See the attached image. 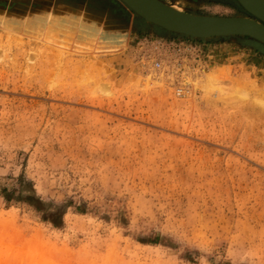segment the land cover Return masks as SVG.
<instances>
[{
  "label": "rangeland",
  "instance_id": "1",
  "mask_svg": "<svg viewBox=\"0 0 264 264\" xmlns=\"http://www.w3.org/2000/svg\"><path fill=\"white\" fill-rule=\"evenodd\" d=\"M0 264H264V45L0 0Z\"/></svg>",
  "mask_w": 264,
  "mask_h": 264
},
{
  "label": "water",
  "instance_id": "2",
  "mask_svg": "<svg viewBox=\"0 0 264 264\" xmlns=\"http://www.w3.org/2000/svg\"><path fill=\"white\" fill-rule=\"evenodd\" d=\"M136 21L178 36L210 38L248 36L264 45V0H237L249 16H220L192 13L171 7L161 0H119Z\"/></svg>",
  "mask_w": 264,
  "mask_h": 264
},
{
  "label": "trees",
  "instance_id": "3",
  "mask_svg": "<svg viewBox=\"0 0 264 264\" xmlns=\"http://www.w3.org/2000/svg\"><path fill=\"white\" fill-rule=\"evenodd\" d=\"M5 197H6V199H8V196H5ZM22 199L29 202V203H32V201H35V203H37V204L40 203V200L38 198H36L33 194H25Z\"/></svg>",
  "mask_w": 264,
  "mask_h": 264
},
{
  "label": "flooded vegetation",
  "instance_id": "4",
  "mask_svg": "<svg viewBox=\"0 0 264 264\" xmlns=\"http://www.w3.org/2000/svg\"><path fill=\"white\" fill-rule=\"evenodd\" d=\"M218 1H219V2H220V1H221V2H223V1L231 2L232 4H234L233 6L239 8V9L241 10V14H242V16H249V17H251V15H250L248 12H246V11L243 9V7L240 6L235 0H218Z\"/></svg>",
  "mask_w": 264,
  "mask_h": 264
},
{
  "label": "crops",
  "instance_id": "5",
  "mask_svg": "<svg viewBox=\"0 0 264 264\" xmlns=\"http://www.w3.org/2000/svg\"><path fill=\"white\" fill-rule=\"evenodd\" d=\"M222 4H225V5H229V6H233L234 4H232L231 2H228V1H223V2H221ZM217 7H219L218 5H216ZM220 6H222V5H220ZM203 14H210V15H217V14H215V13H203ZM221 16V15H220ZM223 16V15H222Z\"/></svg>",
  "mask_w": 264,
  "mask_h": 264
},
{
  "label": "built area",
  "instance_id": "6",
  "mask_svg": "<svg viewBox=\"0 0 264 264\" xmlns=\"http://www.w3.org/2000/svg\"><path fill=\"white\" fill-rule=\"evenodd\" d=\"M154 66H159V62H155L154 63ZM181 92H182V87H179L178 89H177V94H181Z\"/></svg>",
  "mask_w": 264,
  "mask_h": 264
},
{
  "label": "bare ground",
  "instance_id": "7",
  "mask_svg": "<svg viewBox=\"0 0 264 264\" xmlns=\"http://www.w3.org/2000/svg\"><path fill=\"white\" fill-rule=\"evenodd\" d=\"M31 52H32V51H31ZM31 52L29 51V53L31 54V55H30V59H31L32 56H33ZM29 53H27V55H28ZM28 58H29V57H28ZM34 60H35V59H34ZM103 85H104V84H102V86H103ZM105 88H106V87H105ZM107 91H108V90H107ZM107 91H106V92H107Z\"/></svg>",
  "mask_w": 264,
  "mask_h": 264
}]
</instances>
